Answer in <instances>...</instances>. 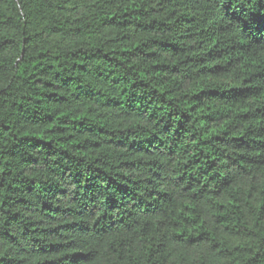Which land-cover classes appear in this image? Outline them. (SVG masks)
<instances>
[{"label":"trees","instance_id":"16d2710c","mask_svg":"<svg viewBox=\"0 0 264 264\" xmlns=\"http://www.w3.org/2000/svg\"><path fill=\"white\" fill-rule=\"evenodd\" d=\"M0 264H264V0H0Z\"/></svg>","mask_w":264,"mask_h":264}]
</instances>
